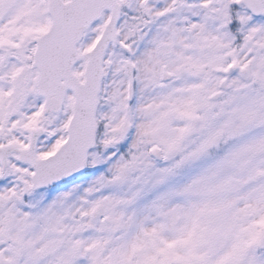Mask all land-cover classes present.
I'll use <instances>...</instances> for the list:
<instances>
[{"label":"snow or ice","instance_id":"snow-or-ice-1","mask_svg":"<svg viewBox=\"0 0 264 264\" xmlns=\"http://www.w3.org/2000/svg\"><path fill=\"white\" fill-rule=\"evenodd\" d=\"M0 264H264V0H0Z\"/></svg>","mask_w":264,"mask_h":264}]
</instances>
